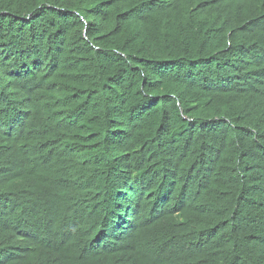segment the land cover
I'll list each match as a JSON object with an SVG mask.
<instances>
[{
	"label": "trees",
	"instance_id": "trees-1",
	"mask_svg": "<svg viewBox=\"0 0 264 264\" xmlns=\"http://www.w3.org/2000/svg\"><path fill=\"white\" fill-rule=\"evenodd\" d=\"M0 264H264V0H0Z\"/></svg>",
	"mask_w": 264,
	"mask_h": 264
}]
</instances>
